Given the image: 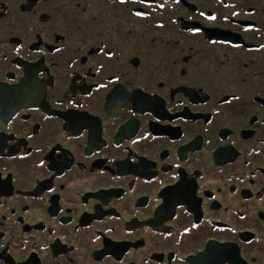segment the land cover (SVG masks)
<instances>
[{"label":"flooded vegetation","instance_id":"1","mask_svg":"<svg viewBox=\"0 0 264 264\" xmlns=\"http://www.w3.org/2000/svg\"><path fill=\"white\" fill-rule=\"evenodd\" d=\"M0 264H264V0H0Z\"/></svg>","mask_w":264,"mask_h":264},{"label":"snow or ice","instance_id":"2","mask_svg":"<svg viewBox=\"0 0 264 264\" xmlns=\"http://www.w3.org/2000/svg\"><path fill=\"white\" fill-rule=\"evenodd\" d=\"M122 2H123V0H122Z\"/></svg>","mask_w":264,"mask_h":264}]
</instances>
